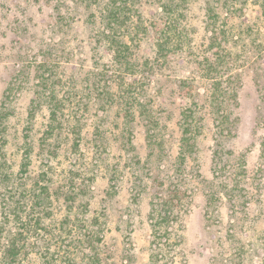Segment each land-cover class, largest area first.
I'll list each match as a JSON object with an SVG mask.
<instances>
[{
  "label": "rangeland",
  "instance_id": "374dc122",
  "mask_svg": "<svg viewBox=\"0 0 264 264\" xmlns=\"http://www.w3.org/2000/svg\"><path fill=\"white\" fill-rule=\"evenodd\" d=\"M192 1L183 23L189 56L175 58L141 80L140 96L158 118L156 141L149 147L139 119L131 124V134H124L114 109L83 98V82L97 66L88 40L89 11L79 0H0V110H6L2 102L9 93L3 149L11 175L8 185L0 179V243L5 244L21 225L9 214L14 185L20 183L40 194L48 187V193L37 201L40 206L35 207L31 192L20 204L27 214L35 209V220L43 210L42 229L35 235L27 233L30 243L25 263L41 264L39 253L45 246L55 258L63 256L67 248L51 236L58 238L67 218L75 223L79 217L82 224L73 225L83 235L99 228L104 231L100 242L91 245L87 241L81 249H69L72 256L78 254V262L87 253H95L100 264H264V11L255 0L231 7L234 19L228 41L232 61L220 72L229 121L216 140V116L207 105L211 82L197 68L209 36L203 18L204 2L209 0ZM57 2H62L59 8L64 16L60 28H45L43 20L57 16ZM244 20L252 27L241 29ZM139 46L141 58H153L150 43L141 41ZM48 49L50 56L44 53ZM44 56L52 60L59 76V97L69 92L75 95L67 105L69 112H76L81 128L76 150L74 137L63 127L62 147L56 155L41 146L54 143L51 139L44 143V114L39 113L35 120L28 115L34 89L18 83L17 76L26 69L32 73ZM182 80L186 83L182 91L189 98H180ZM185 100L197 103L203 130L181 163L177 122L179 104ZM127 138H131L133 150L126 145ZM28 140L33 142L34 152L27 173L22 174L23 145ZM216 150L221 169L216 168ZM242 155L245 175L238 177ZM113 177L117 187L111 191ZM235 182L244 191H232ZM173 192L178 197L164 227L167 235L162 230L154 238L149 215L152 206L173 199ZM21 216L24 221L30 219L26 213Z\"/></svg>",
  "mask_w": 264,
  "mask_h": 264
},
{
  "label": "trees",
  "instance_id": "16d2710c",
  "mask_svg": "<svg viewBox=\"0 0 264 264\" xmlns=\"http://www.w3.org/2000/svg\"><path fill=\"white\" fill-rule=\"evenodd\" d=\"M44 2L47 0H43ZM86 10L89 11L90 28H89V42L92 47L93 64L97 66L94 72H89L86 80L83 82L81 93L83 98L88 101H96L107 105L109 110H115L120 118L123 133L131 134L133 127L131 126L137 119L140 120L143 127H145L146 138L148 146L151 147V142H155V129L158 128V118L153 109L149 107L148 103L144 102L140 96L141 80L146 78L151 71L163 64L173 63L175 58L180 56L183 59L188 55L189 50H186L187 33L184 31L192 0H79ZM239 1L251 0H209L204 2L203 18L207 32L204 46V56L197 62V68L202 69L203 75L211 82V94L208 97L207 105L211 108L215 123L216 140H219L227 129L229 116L227 113L225 95L221 86L220 72L224 70L227 63H231V53L229 52L228 38L231 34V24L233 23L234 3ZM264 11V0H255ZM55 7L57 16H50L43 20L45 28L57 29L60 28L62 16L61 5L62 2H57ZM233 7V8H231ZM88 22V23H89ZM241 29H249L252 27L251 22L243 21L239 24ZM147 41L153 48V58H141L138 51L140 49V42ZM181 54H180V53ZM46 55L50 56L51 51L48 49L44 51ZM184 54V56H182ZM45 55V54H44ZM48 56L39 59L38 66H36L35 73L25 70L18 74V83H23L22 86L29 84V87L34 89L33 95L28 105V115L30 119H36L39 113L44 114L45 131L44 143L49 139L54 143L46 145L53 155L61 149L62 132L64 126H67V133L72 135L75 139L73 143L74 148L79 149V141L81 139V128L79 125V118L76 112H69L68 105L75 96L73 92H69L66 96L59 97L58 81L59 76L55 68L52 66V60ZM182 59V61H183ZM17 80V78H16ZM17 83V85H18ZM185 81H180V98L188 97L185 91H182L186 86ZM74 90H77L75 84ZM73 91V89H72ZM85 93V95H84ZM189 94V92H188ZM9 93L2 102L6 110H0V179L2 183L8 185L11 175L7 172L6 152L3 149L5 145V124L9 120L6 111L9 107ZM75 98V97H74ZM80 98H82L80 96ZM189 98V97H188ZM76 100L78 103L79 100ZM83 104H87L88 101ZM78 105H74V108ZM32 120V121H34ZM178 127L180 130V154L178 160L181 163L185 162L187 153L193 147L197 137L202 133L203 125L201 117L198 114L197 103L193 100H185L183 104H179V118ZM226 125V126H225ZM127 129V130H126ZM66 133V132H65ZM63 133V134H65ZM100 135V132H99ZM102 136V134H101ZM126 145H129L133 150L131 138L126 139ZM33 142L30 140L24 142L23 154L20 163V172L27 173V167L32 163L33 156ZM262 159L264 160V141L261 143ZM218 150L214 151L219 161L216 168L221 169V158ZM138 160V156H134ZM245 156H240L237 163V174L239 176L245 175L243 168ZM243 162V163H242ZM242 163V164H241ZM223 167V166H222ZM44 180L46 173H43ZM237 179L235 178V181ZM110 190H115L117 187L116 178L110 180ZM139 181V180H138ZM17 184V183H16ZM235 182V188L232 191L241 192L244 189L239 188ZM14 191L9 192L12 196L13 203L10 206L9 214L20 221V228L10 235L5 244L0 243V264H27L25 263L29 255L27 247L30 243L28 234H38L39 229H42L43 224V210L42 215L35 220L36 214L33 210L27 214L26 210L20 207L22 198H27L32 194L31 198L35 207L40 206V195L48 193V187L42 188L43 192L36 193V189L27 190L24 185H14ZM41 190V191H42ZM174 198L168 201L162 200L161 203H156L152 206L150 212V227L154 238H159L160 232L163 230L167 235L166 227L171 217L172 208L175 205V199L178 197L175 192ZM28 195V197H29ZM229 197L234 198V193H229ZM245 197V195L243 196ZM174 201V202H173ZM22 204H25L24 201ZM34 208V206H31ZM26 213L29 220L24 221L21 213ZM7 217H5L6 219ZM96 225H99L98 220ZM34 222V225L32 224ZM70 222V223H69ZM82 224V219L76 217L75 223L67 218L66 224H62L57 233L58 238H54L55 242L60 240L67 249H64V255L55 258L48 246L42 248L40 254L41 264H100V259L95 253H87L85 258H81L78 262V254L72 256L70 248L81 249L83 243L93 241L100 242L102 240L101 234L103 229H95L90 231L89 235H83L81 229L79 230L73 224ZM38 227V228H37ZM24 235H26L24 237ZM52 235H55L52 234ZM83 235V236H82ZM1 239V238H0ZM46 239V238H45ZM47 240V239H46ZM157 249L159 245L153 244ZM159 250V249H158ZM77 252V251H76ZM157 256V254H156ZM84 257V255H83ZM85 261V262H83Z\"/></svg>",
  "mask_w": 264,
  "mask_h": 264
}]
</instances>
